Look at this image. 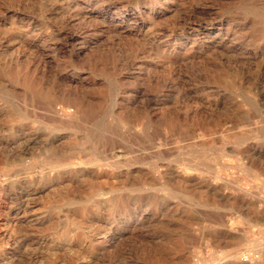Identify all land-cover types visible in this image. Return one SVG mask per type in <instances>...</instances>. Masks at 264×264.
Instances as JSON below:
<instances>
[{"label": "rangeland", "instance_id": "1", "mask_svg": "<svg viewBox=\"0 0 264 264\" xmlns=\"http://www.w3.org/2000/svg\"><path fill=\"white\" fill-rule=\"evenodd\" d=\"M0 264H264V0H0Z\"/></svg>", "mask_w": 264, "mask_h": 264}, {"label": "bare ground", "instance_id": "2", "mask_svg": "<svg viewBox=\"0 0 264 264\" xmlns=\"http://www.w3.org/2000/svg\"><path fill=\"white\" fill-rule=\"evenodd\" d=\"M54 104V103H53ZM55 114V113H54ZM60 116V115H59ZM55 164L58 165L61 168H74V167H80L81 164L79 162L76 161V159H71L70 157L68 156H62L60 155L59 158L57 160H55ZM101 165V164H100ZM84 167V166H83ZM86 167V166H85ZM96 167V166H94ZM97 167H99V165H97ZM58 169V170H60ZM62 170V169H61ZM71 170V169H70ZM96 170V169H95ZM66 171V170H65ZM76 171V170H75ZM83 171V170H82ZM94 171V170H92ZM98 172V171H97ZM102 172V171H101ZM58 174V172H57ZM61 174V173H60ZM13 175V174H12ZM46 175V174H45ZM55 175V174H54ZM2 176V175H1ZM11 176V175H10ZM9 176V177H10ZM47 176V175H46ZM101 176V175H100ZM42 177V175H41ZM25 178V177H24ZM9 180V179H8ZM7 181V180H6ZM16 181V180H15ZM34 181V179H33ZM25 198V197H24ZM28 198V197H26ZM67 254V253H66Z\"/></svg>", "mask_w": 264, "mask_h": 264}]
</instances>
